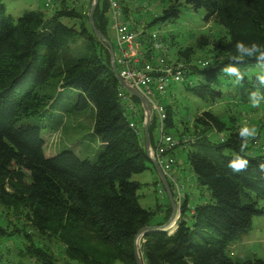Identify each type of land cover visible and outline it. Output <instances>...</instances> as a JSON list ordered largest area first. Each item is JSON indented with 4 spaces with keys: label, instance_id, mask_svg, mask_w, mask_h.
Listing matches in <instances>:
<instances>
[{
    "label": "trees",
    "instance_id": "16d2710c",
    "mask_svg": "<svg viewBox=\"0 0 264 264\" xmlns=\"http://www.w3.org/2000/svg\"><path fill=\"white\" fill-rule=\"evenodd\" d=\"M3 2L0 0V207L17 212L23 225L14 234L13 230L6 233V225L0 224V238L15 236L14 244L17 239H28V246L17 249L19 261L0 263L54 264L47 259L49 248L43 242L36 245L27 238V226L36 234L59 236L64 260H68L63 264H135L134 239L138 231L150 226L152 213L139 205L141 185L132 177L153 166L145 154L143 117L139 113L136 124L141 132L137 134L124 116L107 45L93 32L88 16L63 0L57 1L50 17L27 11L16 20L6 14ZM181 4L203 10L204 22H214L225 32L224 38L211 42L217 58L208 68L188 67L191 84L182 83L184 89L214 105L223 96L222 78L242 80L251 73L243 80L247 92L253 93L252 99H263L264 0H173L154 22L178 18ZM106 7V0H100L93 27L108 41ZM123 13L126 16L127 10ZM208 42L200 37L197 46L202 48ZM192 52H178L184 64L190 62ZM229 69L233 75L225 73ZM65 91L69 96L63 100ZM72 93L74 100L69 98ZM163 99L164 132L175 138L168 134L175 127V113ZM130 101L140 106L133 96ZM88 107L94 114L91 134L98 141L92 160L68 147L46 156L42 132L63 131L67 116ZM188 123H182L183 131ZM154 124L157 120L151 119V147ZM190 125L195 140L180 152H185L196 188L206 194L189 217L184 196L181 216L171 234L161 229L143 236V264H264L255 257L239 260L228 255L231 242L251 231L252 218L264 214V156L245 154L241 132L207 145L198 131L200 126L217 132L226 129L210 111L196 116ZM251 145L264 152L255 139ZM159 190L164 191L162 184ZM170 213L168 205L166 219ZM84 233L96 241L97 250L82 240Z\"/></svg>",
    "mask_w": 264,
    "mask_h": 264
},
{
    "label": "rangeland",
    "instance_id": "374dc122",
    "mask_svg": "<svg viewBox=\"0 0 264 264\" xmlns=\"http://www.w3.org/2000/svg\"><path fill=\"white\" fill-rule=\"evenodd\" d=\"M58 0H4L3 5L8 16L13 20L19 18L24 12L37 11L44 14L46 17L52 16L55 12L56 4ZM65 5L77 9L80 13L89 15V10L92 0H63ZM120 6L127 10L125 19L130 24L131 28L139 33H143L144 36L156 34L166 45L169 46V59L170 60H182V57L178 55L179 51L190 49L193 51L189 58L190 62H187V66H193L198 62L207 61L212 63L215 59L216 52L211 42L214 39L221 38L225 35L224 29L214 22H204L203 10L194 11L184 4H181L179 8L178 18L168 21H157L162 16V11L169 4V1L173 0H116ZM182 2V1H181ZM107 3V0H106ZM48 4V7L45 5ZM108 6V3H107ZM106 18L109 21L108 9L106 7ZM61 23L67 26H71V22L66 19H60ZM200 37H205L209 40L208 44H205L202 48L197 46V42ZM224 38V37H223ZM108 42L111 44L113 55L116 53V46L114 42V35L110 31ZM149 41L144 37L143 46H148ZM81 54H76V56ZM82 56V55H81ZM219 57V56H218ZM185 65V66H186ZM202 70L203 68H199ZM233 75V71H225ZM247 77L241 78H222L221 88L223 96L221 100H218L216 104L212 105L210 102H205L197 97L193 96L190 91L184 89L182 83L171 84L167 90L163 102L170 103L173 107L175 115L172 116L174 128L168 129V134L174 136L177 140L181 138L187 139L193 142L195 140L194 128L190 123L194 121L196 116H199L202 112L210 111L218 116L221 122L225 126V130L217 132L213 127L206 128L200 126L198 131L201 134V138L207 145H214L220 143L223 139L227 138L230 133H243L244 141L242 146L246 155H262L264 152L255 149L251 145V140L255 139L259 146L264 147V98L252 99L253 93H248V88L243 80H247L251 73L246 74ZM69 94L65 91L62 94V99L65 100ZM72 100L76 99L75 94H70ZM59 102V101H58ZM57 102V104H59ZM93 110L91 107L80 111L74 112L67 116V120L64 121L65 129L62 131L46 133L42 132V136L45 139V155H56L66 147L72 148L76 153L86 155L92 160V156L95 154L98 148V141L91 134V128L93 124ZM189 121L186 131H183L182 123ZM155 127L151 129L152 143L155 146V142L159 137V132ZM177 131V134L175 132ZM196 135L199 136V134ZM195 149V146L191 147ZM185 152L175 151L173 156L177 161L180 169L184 172V177H189L190 182H186L184 185V196H187V203L189 209L186 210L185 215L190 216L192 208L200 204L203 200L206 190L196 188V179L194 175L189 171L185 162ZM185 167V171L182 170ZM140 183L141 188L138 190V203L139 205L149 210L152 213L149 224L164 225L166 220V213L168 211V200L158 194V187L161 186L159 178L155 170H147L142 174L132 177ZM261 207L264 212V202L261 203ZM20 215L17 212L4 210L0 207V224L6 225V229H3L6 233L11 230L15 231L14 234L20 233L17 230L22 228L23 225L21 219H18ZM26 233L29 235L31 242H35L36 245L39 242H43L44 247L49 248L47 259L54 264H63L64 260L63 249L59 246V236L54 234H36L31 231L29 227L25 226ZM10 234V233H9ZM15 236H6L0 238V262L7 263L8 259L19 261V255L16 253L18 248L21 250L28 246V239L25 242L21 239H15ZM22 238V236H21ZM82 240L89 244L92 249H95L97 244L91 235L84 233ZM24 244L19 246L18 244ZM97 250V248H96ZM95 250V251H96ZM101 249L99 248V251ZM53 252V253H50ZM228 255L232 259H247L258 258L264 260V214L262 216H256L251 220V231L248 235L244 236L241 240L231 242L228 247ZM24 257L23 259H25ZM26 260V259H25ZM0 263V264H1Z\"/></svg>",
    "mask_w": 264,
    "mask_h": 264
},
{
    "label": "built area",
    "instance_id": "2783aa9c",
    "mask_svg": "<svg viewBox=\"0 0 264 264\" xmlns=\"http://www.w3.org/2000/svg\"><path fill=\"white\" fill-rule=\"evenodd\" d=\"M109 29L114 35L116 53L114 63L119 77L128 85L134 88L150 105L151 119L157 120V131L159 137L155 146L151 147L152 160L160 168L167 185L172 193L175 205V218L170 224L176 225L181 216V205L184 198V185L189 182V177L184 181L177 172V165L172 157L176 150H185L189 146L187 139L177 140L164 132L165 109L161 99L165 97L171 84L191 82L188 80V67L186 64L169 59V46L166 45L156 34L144 36L131 28L126 21L123 9L116 0H107ZM48 7V4L45 5ZM149 41L148 46H143V38ZM186 65V66H185ZM199 68H208L207 61L198 62ZM118 99L124 110V116L129 121V127L137 134L140 129L136 124L138 115L143 117L141 106L133 104L128 94L119 85ZM144 119H142V124ZM158 194L165 197L164 191L159 190ZM169 224V225H170ZM168 226V225H167ZM165 226L163 229L166 230ZM172 232V231H171ZM171 232L166 231L167 234ZM143 236L137 240V251L141 256V244ZM143 262V260H142Z\"/></svg>",
    "mask_w": 264,
    "mask_h": 264
},
{
    "label": "water",
    "instance_id": "95a60500",
    "mask_svg": "<svg viewBox=\"0 0 264 264\" xmlns=\"http://www.w3.org/2000/svg\"><path fill=\"white\" fill-rule=\"evenodd\" d=\"M99 1L100 0H92L90 10H89V15H88V21H89L90 27L92 28L93 32L98 37V39H100V41H102L103 43H105L107 45V48L109 51V56H110L112 73H113L114 77L116 78L118 84L123 88V90H125L128 94H130L131 96H133L135 99L138 100V102L141 106V109L143 111V119H144L143 136H144L145 154H146L147 158L149 159V161L152 163L153 169L155 170L156 174L158 175V177L161 181V184H162V187L165 191L167 200L171 206L172 213H171L170 221L167 224V225H169L171 222L174 221V218H175L174 217L175 216V205H174L172 193H171V191L167 185V182H166L160 168L152 160V153H151V149H150L151 146H150L149 137H148V126H149L150 121H151V107L145 101V99L134 88H132L130 85H128L124 80H122L119 77L117 70H116V67H115V63H114V55H113V50H112L111 44L107 40H105V38L98 31H96L95 28L93 27V14H94V11H95L96 6L99 3ZM163 228L164 227L147 226V227L142 228L140 231H138V233L136 234L135 239H134V247H133L134 248L133 252H134L135 264H143L142 259L140 258L139 253L137 251V240H138V238L140 236H144L146 233L161 230ZM174 230H175V228H174Z\"/></svg>",
    "mask_w": 264,
    "mask_h": 264
},
{
    "label": "crops",
    "instance_id": "0c3cea01",
    "mask_svg": "<svg viewBox=\"0 0 264 264\" xmlns=\"http://www.w3.org/2000/svg\"><path fill=\"white\" fill-rule=\"evenodd\" d=\"M155 143H156V142H155ZM153 147H154V146H153ZM153 170H154V169H153ZM178 171H179V173H180L182 176L184 175V172L181 171L180 167H179ZM181 175H180V176H181ZM182 176H181V178H182ZM182 179L184 180V178H182ZM189 182H190V181H189ZM185 184H186V182H185ZM185 196H186V195H185ZM164 198H167V197H166V194H165V197H164ZM186 198H187V196H186ZM168 205H170L169 202H168ZM170 207H171V206H170ZM171 213H172V210H171ZM171 213H170L169 217L167 218L168 220L166 219L167 222H166L164 225H162L161 227H165V226L169 223V221H170V217H171ZM166 215H167V213H166ZM150 226H152V227H156V225H150ZM241 239H242V238H241ZM241 239H240V240H241Z\"/></svg>",
    "mask_w": 264,
    "mask_h": 264
},
{
    "label": "bare ground",
    "instance_id": "6f19581e",
    "mask_svg": "<svg viewBox=\"0 0 264 264\" xmlns=\"http://www.w3.org/2000/svg\"><path fill=\"white\" fill-rule=\"evenodd\" d=\"M174 228H175V225L173 224H170L166 227V230L165 231H168V232H171V231H174Z\"/></svg>",
    "mask_w": 264,
    "mask_h": 264
}]
</instances>
